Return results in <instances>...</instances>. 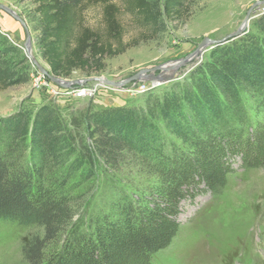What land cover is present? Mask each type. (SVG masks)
Segmentation results:
<instances>
[{"label": "trees", "instance_id": "16d2710c", "mask_svg": "<svg viewBox=\"0 0 264 264\" xmlns=\"http://www.w3.org/2000/svg\"><path fill=\"white\" fill-rule=\"evenodd\" d=\"M188 1L17 0L31 8L40 56L50 74L61 78L75 71L101 72L107 58L156 39L166 22L186 18ZM97 5L99 29L88 25L85 16ZM121 12L139 29L128 42ZM262 34L261 39L249 36L213 47L209 61L171 89L180 87L160 106V127L141 112L122 108L94 115L96 140L88 147L77 145L87 161H73L50 180L43 178L47 160L59 159L57 150L73 144L57 125L58 111L41 107L31 122L23 111L0 118V222L33 227L21 237L24 263L150 264V256L168 246L178 230L183 197L220 188L235 162L264 164L263 27ZM25 62L21 50L0 33V90L28 81ZM127 151L134 152L154 181L141 187L143 194L136 198L118 190L106 209L83 219L86 199L76 215L72 194L82 177L70 174L83 166L84 177L90 178L95 155L105 165L120 167Z\"/></svg>", "mask_w": 264, "mask_h": 264}, {"label": "rangeland", "instance_id": "374dc122", "mask_svg": "<svg viewBox=\"0 0 264 264\" xmlns=\"http://www.w3.org/2000/svg\"><path fill=\"white\" fill-rule=\"evenodd\" d=\"M113 1L119 3V0ZM254 3L257 4L249 13L243 34L221 45L231 46L249 36L261 39L264 0H189L188 14L183 21L166 22L165 31L156 39L141 42L122 54L107 58L101 72L90 75L73 72L69 78H64L77 81L72 86L74 88H68L51 81L43 72L50 73L36 46L33 14L29 16L31 8L17 0H0L1 5L11 9L25 22L30 35L29 51L34 60L27 58L24 51V27L0 8V18L4 16L11 23V32L0 30V33L21 50L26 58L29 77L25 83L0 90V118L13 117L23 111L31 122L41 107L58 111L57 125L61 133L72 137L73 144L57 150L59 159L47 160L43 178L50 180L73 161L81 158L83 163L87 161V156L80 152L77 145L88 147V143L96 140L94 115L122 108L130 113L141 112L145 120L160 127V106L170 100L180 87L171 89L180 86L191 72L208 62L212 48L207 46L204 53L191 57L175 70L162 72L160 68L191 55L204 39L222 40L234 33ZM85 16L88 25L97 29L101 27L100 6L90 8ZM118 18L124 28L123 40L128 42L138 34L139 29L128 14L121 12ZM141 71L145 73L140 78L127 81ZM161 74L168 75L169 81L157 85V80L154 82L149 77ZM106 81L122 84L116 86ZM80 83L89 87L93 95L77 96L74 92ZM249 110H252L251 106ZM22 145L18 147L22 149L19 152L21 160L26 156ZM112 155L121 157L114 150ZM134 155L131 151L124 152L119 161L120 167L105 165L104 159L95 155L92 164L96 163V166L92 167L90 178H86L87 175L84 177L83 166L72 172L70 175L74 179L82 177L80 186L72 194L75 213L86 199L87 204L81 213L83 219L89 213L106 209L118 190L134 198L143 194L141 187L154 181V176H149L146 166L140 168L142 166L136 162ZM233 167L234 171L226 175L220 188L193 190L191 195L189 193L180 200L176 215L178 230L168 246L150 256V264H264V164L250 167L235 162ZM33 230V227L0 222V264H25L21 254V237Z\"/></svg>", "mask_w": 264, "mask_h": 264}, {"label": "water", "instance_id": "95a60500", "mask_svg": "<svg viewBox=\"0 0 264 264\" xmlns=\"http://www.w3.org/2000/svg\"><path fill=\"white\" fill-rule=\"evenodd\" d=\"M256 4L257 3H254V5H252V7L249 9V11H248V13H247V15H246L243 23H242V25L234 33L228 35L226 38H224L222 40L204 39L198 45L197 49L191 55H188L185 58L180 59L179 61H177L176 63H174L172 65L164 66V67L160 68V70L162 72L167 71V70H175L178 66H181V65L185 64L189 59H191V57H195V56H197L199 54L204 53L207 50V46L211 49V48H213L216 45L225 43L229 39H233L234 37H237V36L243 34L245 28L248 25L249 13L251 12L252 8ZM0 8L3 9V10H5L14 19H16L17 21H19V23L24 27L25 33H26V41L24 43V51L26 53V57L29 58L31 61L34 62L32 56L30 54V51H29L30 50V35H29V31H28L27 27L25 26V22L16 13H14L11 9H9L8 7H5V6H3V5L0 4ZM156 69H159V67H157ZM43 72L47 75V77L51 81H53L55 83H58V84H60L62 86H66V85H69V84H72V83H76L77 82L76 80H70V79H64V78H60V77H54L50 73H48L47 71H43ZM143 73H145V72H143V71L138 72L134 76L128 78L127 81L140 78L143 75ZM149 77L152 80H155V79H158L159 80L160 79V81H159L160 83H164V82L169 81V76L159 75L158 77H154L153 75H150ZM106 82L109 83V84H111V85H116V86H119V85L122 84V83H116V82H111V81H106Z\"/></svg>", "mask_w": 264, "mask_h": 264}, {"label": "built area", "instance_id": "2783aa9c", "mask_svg": "<svg viewBox=\"0 0 264 264\" xmlns=\"http://www.w3.org/2000/svg\"><path fill=\"white\" fill-rule=\"evenodd\" d=\"M60 85V84H59ZM73 85H75V83H72V84H69V85H66L65 87H68V88H71ZM62 86V85H61ZM74 88V87H72ZM77 96L79 97H82V96H91L93 95V91L87 87V86H84L80 83V86H78L76 89H75V92H74Z\"/></svg>", "mask_w": 264, "mask_h": 264}, {"label": "crops", "instance_id": "0c3cea01", "mask_svg": "<svg viewBox=\"0 0 264 264\" xmlns=\"http://www.w3.org/2000/svg\"><path fill=\"white\" fill-rule=\"evenodd\" d=\"M12 17V16H11ZM13 18V17H12ZM14 19V18H13ZM16 20V19H14ZM11 23H10V19L7 20L6 17L3 16V18L1 17L0 18V30L3 31V32H11V29H10V26Z\"/></svg>", "mask_w": 264, "mask_h": 264}, {"label": "bare ground", "instance_id": "6f19581e", "mask_svg": "<svg viewBox=\"0 0 264 264\" xmlns=\"http://www.w3.org/2000/svg\"><path fill=\"white\" fill-rule=\"evenodd\" d=\"M161 75H162V76H168V75H166V74H161ZM156 80H157V82H158L157 85H158V84L160 85V84H161V83L159 82L160 79H159V80H158V79H155V80H153V81L156 82Z\"/></svg>", "mask_w": 264, "mask_h": 264}]
</instances>
